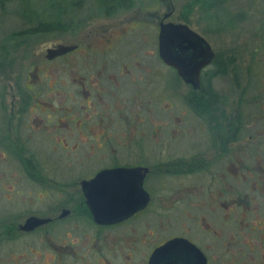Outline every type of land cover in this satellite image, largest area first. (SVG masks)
Returning <instances> with one entry per match:
<instances>
[{
	"label": "flooded vegetation",
	"instance_id": "obj_1",
	"mask_svg": "<svg viewBox=\"0 0 264 264\" xmlns=\"http://www.w3.org/2000/svg\"><path fill=\"white\" fill-rule=\"evenodd\" d=\"M167 7L168 11L161 15L155 14L156 18L154 16L151 19L156 26L153 40H147L152 21L134 17L136 26L144 27V42L155 44L151 51L141 49V52L140 48L144 44L141 38L135 45H128L134 47V52H140L135 53L138 55L136 57L134 52L127 54L122 49V45L135 33L120 24L119 20L108 25L101 22L95 28L93 34L96 35V42L86 44V54L77 53L80 51L77 41L67 43L60 40L45 44V53L39 63L30 58L34 42L26 43L25 38L21 37L24 28L8 30L0 36V51L9 57V60L0 61L2 155L6 156L8 150L19 160L16 150L23 151L32 141L64 144L82 140L92 142L93 139L97 144L95 149L103 146L111 158L117 159L113 140L121 138V147L129 157L125 164L114 162L97 169L93 175H83L78 187L72 190L68 187L73 184L69 183V179L74 177L73 173L57 172L65 180L61 185L59 181H54L55 190L51 193L58 199L41 209L33 208L34 212L30 213L42 217L38 224L31 228L22 227L26 216L20 221L9 219L0 222L6 224L0 229V240L7 242L0 264H115L120 251H125L128 258L119 264H131L144 245V240L139 236L140 228L144 226L142 219L144 217L145 222L150 221L149 225L146 224V232H152L151 221L157 212L162 217V222H159L161 217L155 219L158 230L170 233L159 239L148 234L149 251L145 256V264H149L154 250L171 239L178 242L173 243L152 264H194L197 250L205 257L203 264H264V14L260 12L255 32H249L255 34L257 39L241 48V54H247L249 60L243 72L244 79L242 72H239L238 78L239 74L234 71L230 76L232 84L229 88L216 86L213 81L222 72L220 68H224L221 67L219 52L210 45L213 56L199 70L196 92L187 93L182 98V95L169 92L170 80L171 84L175 81L171 73L174 71L177 74V71L166 64L158 53L161 24L174 21L169 20L174 11L171 0ZM142 11L150 14L147 8ZM242 18H245L244 14L240 20ZM226 21L231 24L228 18ZM212 25L211 22L210 27H215ZM81 28L82 25L76 28L69 26L64 36L73 37ZM119 29L121 31L118 32ZM59 44L72 48L66 53L47 57V47ZM154 49L157 59H154ZM226 50L227 56L232 53V57L238 59L233 45L229 44ZM57 58L63 62L68 59V70L45 71V61L53 62ZM153 60L158 62V67H155ZM223 61L226 64L224 58ZM64 72L71 75L78 89L65 94L66 97H72V103L53 105V102H42L38 96L47 94V91H42L44 83L48 85L47 89L52 87L50 83L55 84L57 81L62 87L65 85L64 79L58 76ZM63 76L67 78L65 74ZM177 76L182 83H186L179 74ZM162 81L166 85L165 94L159 96L153 83ZM243 82L245 85H242ZM79 94L82 97L76 99L75 96ZM180 104L189 107L185 110L187 119L180 114ZM36 110L46 114L45 118H31L30 112ZM58 112L61 115L56 117ZM39 120L41 122L37 124ZM31 123L37 124L36 131ZM71 126L75 133L74 140L70 135L72 130L69 131ZM27 127L31 131L26 136L21 135L26 133ZM246 130L249 134L245 137L243 132ZM254 136L257 142L251 141ZM176 144L182 148H176ZM148 145L156 153L150 155V152H145L144 147ZM132 148L136 150L135 155L130 153ZM210 150L213 154L207 157ZM234 150L237 153H233ZM168 151L170 153L167 155ZM26 153L33 160V154L28 150ZM132 157L133 160L137 159L132 161ZM13 160L16 159L13 157ZM114 168L129 171L117 175L115 184L131 185L133 179L138 180L148 199L146 205L138 210L100 221L97 217L106 219L116 215L93 214L91 201L83 187H87L85 181L92 180L98 172ZM44 174H38L39 179L43 177L38 181H49L50 184L51 179ZM48 184L43 196L51 194L47 193L50 192ZM246 184L250 186L243 189ZM158 194L161 200L156 202ZM73 195L78 198L68 200ZM251 204L255 206L250 207ZM151 205L161 206V209H151ZM181 206L182 212L181 209L178 211ZM148 210L150 214L144 216L143 213ZM209 218L213 223L204 220ZM177 227L180 228L178 231ZM192 231L202 238L205 232L212 234L213 243L218 245L215 258L212 259L206 252L205 245ZM126 237H130L131 241L124 242ZM184 238L195 244L196 248ZM91 240L95 241L94 245L88 244ZM16 245H20L19 251H14Z\"/></svg>",
	"mask_w": 264,
	"mask_h": 264
},
{
	"label": "rangeland",
	"instance_id": "obj_2",
	"mask_svg": "<svg viewBox=\"0 0 264 264\" xmlns=\"http://www.w3.org/2000/svg\"><path fill=\"white\" fill-rule=\"evenodd\" d=\"M50 0H0V36L2 33L8 30L12 29H22L26 26H32L36 24L39 20L43 19V15H46V4ZM170 0H139L136 5H134L133 8L128 9L127 11L119 12L118 16L114 17H105V15L98 13L97 7L95 3V0H82V4L78 9H75L74 11L70 12V18L76 19V21L82 23V28L78 31H76V34L73 35V37L64 36V33H56L54 35H57L56 37L54 35H44L40 36V38L36 39L34 41V44L32 48L34 49L33 52H31V59L36 60L37 63L42 59L44 53H45V44L46 43H54L55 41H63V42H70V43H76L78 42L80 46V51L77 52L79 55H84L88 52L87 50V43L96 42V35L93 33L96 31L95 28L100 25V23H104L105 25L112 24L115 20L118 21L120 24H124L127 29L130 28L132 33H135L134 36L130 38V40L127 41L126 44L122 45V49L127 53L130 54V52H134L132 50L134 47L128 46V45H135L139 42L140 38L141 41L144 43L143 46L140 48L147 51H151L152 48H155V44H151L149 42H144V27L143 25L136 26V18L142 20L144 17L145 19L149 18L150 21H152V26L150 32H148V41L155 39L156 36V26H154L153 20H151L155 14L161 15L167 10V6L169 4ZM187 0H171L174 11L172 15L170 16L169 20H174L176 22L183 23L186 22L193 30H197L208 42L210 43L213 50L219 52V58L221 62V67L224 69H221L222 72L215 78L213 83H216V86H220L221 88H229V85L232 84V80L230 79V76L236 71L238 73V78L240 76V73L242 72V77L244 79L245 75H243L244 69L246 66H248V57L247 54L244 56L241 54V48L244 46H248V44H252L254 42V39L256 38L255 34H250L249 32L254 33L256 30V25L258 23V18H260V12L264 14V0H227L223 4H214L211 9L202 10V8L198 7V5H194L192 8L193 11L186 17V19L181 18V7L182 4ZM147 8L150 10L149 13H144L142 9ZM244 12V13H243ZM46 13V14H45ZM244 14L245 18H242V20L239 19L241 15ZM233 18V22L230 24L232 25H226L225 23V17ZM38 17H41L39 19ZM136 17V18H134ZM156 18V16L154 17ZM69 18H66L68 20ZM65 20V18H64ZM212 22V26L215 25V27H210ZM156 24V23H155ZM131 26L133 28H131ZM121 31V29L118 30V32ZM54 36V37H52ZM98 36V35H97ZM250 39V40H249ZM134 43V44H132ZM256 43V42H255ZM231 44L234 46V49L237 50L238 59L236 60L235 57H232V53L230 56H227V46ZM135 50L137 49V45L135 46ZM144 47V48H143ZM92 51V50H91ZM138 50L134 52L140 53ZM40 53V54H37ZM77 53L76 54L77 56ZM154 59L156 58V51L154 49L153 52ZM221 53L224 54L223 58L226 61H223V58L221 57ZM126 54V55H127ZM148 54V53H147ZM140 55V54H139ZM240 55H243L239 58ZM138 56L137 54L134 55V57ZM227 57L228 60H227ZM15 59H18L17 56L14 57ZM68 59L63 62L59 58L56 59V61L53 62H47L45 61L44 69L47 72H56V71H67V61ZM158 61V60H157ZM254 61V60H253ZM154 64L157 66V63L155 60H153ZM228 63V65H227ZM220 67V64H219ZM28 68V67H27ZM61 68V69H60ZM240 72V73H239ZM223 73V76H221ZM65 74L67 78L63 76ZM63 74H60L58 77H61L64 79L65 85H63V89L61 87V83L58 81L55 82V84L50 83L52 85L51 88H48V85H46V82L44 83V88H42V91H47V94L45 96L39 95L38 98L44 102V103H51L53 102V105H57L59 103L68 104L72 103V97L68 96L66 97V93H74L76 92L77 86L73 83V79H71V75L67 72H64ZM172 79L174 83L170 80L168 88L169 92L173 91L174 93H177V95L185 96L187 93L195 91V89L188 83H182V81L178 78L177 74L173 71ZM221 76V77H220ZM165 78V77H164ZM166 80L168 78L166 77ZM71 81V82H70ZM245 81V80H244ZM51 82V80H50ZM155 90L158 92V95H164V90L166 88V85H164L163 81L161 83L157 82L156 84L153 83ZM152 85V86H153ZM242 85H245V82L242 83ZM64 88L66 90H64ZM193 89V90H192ZM83 90H80L82 92ZM168 91L166 93H169ZM164 93V94H163ZM82 97V94H79L75 96L76 99H79ZM160 104H162L160 102ZM181 105L180 114H183L182 117L187 119L188 116L185 113V110L189 107L186 105ZM31 118H45L46 114H43L39 111H32ZM55 114V113H54ZM48 115L52 116L51 113H48ZM58 115H61V112H58L55 114L56 117ZM54 119V118H53ZM23 120V119H21ZM41 120L37 122V124H40ZM22 124V122H19ZM33 124L32 127L35 128L37 124ZM68 130V129H67ZM70 135L72 136V140H74L73 135L75 133L73 132V127L71 126L69 128ZM249 130V129H248ZM248 130L243 132V136H247ZM31 131L29 127L26 128V133L21 134L26 136L27 132ZM36 131V128H35ZM34 131V133H35ZM66 131V130H64ZM58 133V131L56 132ZM98 133V132H97ZM249 134V133H248ZM20 135V134H18ZM76 138V137H75ZM92 137H90L91 139ZM69 139V138H68ZM257 142L256 137L251 140ZM114 142L115 146V152L117 156V159L111 158L110 154H107V151H105V147H101L99 149H95L94 147L97 145L96 142H92L89 140H82L81 142L78 141H70L66 142L64 144H45L46 142L39 141L38 142H30V145L25 146V149L23 151H20L17 149L16 151L19 152L18 159L11 154L10 151L7 150V155H2L0 151V222L1 221H9V219L13 220H21L23 217L30 215V213L34 212L33 208H42L45 207L46 204L53 203V201L57 200L58 198L55 197V195H52V191L54 192L55 187L53 186L54 181H59V184L61 185L63 178L59 177L60 174L57 172L64 173L65 171H70L68 174H72V179H69V183L72 184V186H69L68 188L72 190V188L78 187V181L79 179L85 175H93V172L96 171L99 168L107 167L114 162L116 163H123L125 164L126 161H129V157H127V151H125L124 148L121 147V138H116ZM43 142V143H42ZM99 143V141H97ZM253 143V142H252ZM148 144V142H147ZM243 144V143H242ZM185 145V144H184ZM176 148H182L180 144H176ZM94 148V149H92ZM92 149V151H90ZM142 149V148H141ZM27 150L32 153V159L30 158L29 154H27ZM145 152H150V155L152 153H156V151L151 150L149 145L144 147ZM174 151V150H170ZM168 151L167 155L170 153ZM132 155H135L136 150L132 148L131 152ZM233 153H237V150H234ZM6 154V153H5ZM210 154H213V151L210 150L206 156H210ZM92 155V156H91ZM17 160H13V157ZM239 156V155H238ZM134 157L131 158L132 161L137 159V157L133 160ZM38 161V163H37ZM263 163V161L261 162ZM34 164H37V168ZM56 172V173H55ZM79 172V173H78ZM81 172V173H80ZM39 173H45L44 176L49 178V181L47 183L45 182H39L38 180L43 179V177H40L39 179ZM57 175V176H56ZM62 175V174H61ZM259 174H256L258 176ZM48 184L47 188H49L50 192H47L49 195L43 196V191L46 190L45 186ZM250 186L248 184L244 185L242 187L243 189H247V187ZM21 196L23 198H21ZM73 198H68V200H73L75 198H78L76 196H71ZM158 198L155 200L156 202H159L160 195L158 194ZM56 203V202H55ZM153 203V201H152ZM151 203V204H152ZM255 204H251L250 207H254ZM155 207V206H154ZM151 205V209L154 208ZM157 210L159 211L161 209V206H156ZM181 212L183 210L182 206L178 208V211ZM173 211H176L174 209ZM197 212V211H195ZM160 213V212H159ZM194 213V212H193ZM262 212H259L261 214ZM144 216L149 215V210L145 213ZM156 214L153 215V221H151V228H156L154 230L152 228V232L150 233V237H154L155 239H159L161 236H164L166 234H169L170 231H163L158 230V225L156 224V218L161 217L160 215ZM143 216V215H142ZM199 217V216H197ZM264 218V216H263ZM210 219V218H209ZM204 219L208 223L213 220ZM236 219H238L236 217ZM146 219H142L143 226L140 228L139 236L142 240H144V245L141 247L139 253L137 256H135L134 261L130 262L137 263L141 261V264H145L146 261V254L149 251L147 250L148 247V234L146 232V224H150V221H146ZM159 222H162V217L160 218ZM6 224L0 223V229H3ZM149 227V226H148ZM262 227H264V222H262ZM91 229V227H90ZM175 228L172 229L174 231ZM180 228L177 227L176 231H178ZM194 235L197 236L198 240H201L202 244L205 245V250L208 254L212 256V259L215 258L216 253L218 251V248L216 243H213V236L212 234H206L204 233V237H200L198 233H194ZM202 235V234H201ZM1 236V235H0ZM130 240V237H126L124 239V242H128ZM15 243L17 242L16 239H14ZM131 241V240H130ZM7 242H1L0 240V258L3 257L6 250L5 247H7ZM36 243V242H35ZM38 245V243H36ZM88 244L94 245L95 241L91 240ZM20 245H16V249L14 251H19ZM136 255V254H135ZM118 261L115 262V264L121 263L123 260H126L128 256L125 255V251H120L118 255ZM227 257L224 256V260H226ZM21 260H19L20 262ZM18 262V261H17ZM12 264H14L12 262ZM16 264V263H15ZM214 264V263H212Z\"/></svg>",
	"mask_w": 264,
	"mask_h": 264
},
{
	"label": "water",
	"instance_id": "obj_3",
	"mask_svg": "<svg viewBox=\"0 0 264 264\" xmlns=\"http://www.w3.org/2000/svg\"><path fill=\"white\" fill-rule=\"evenodd\" d=\"M158 43V53H160L161 59L175 68L184 82L196 89L199 86V70L213 56L208 40L204 39L197 31L192 30L186 23L172 21L161 24ZM71 48L72 46L60 44L55 47H47V57L66 53ZM125 172L129 171L123 168L104 169L98 172L92 180L85 181L87 182L85 186L88 188H83H86L85 194L91 201L92 213L116 215L106 219L97 217L98 220L106 221L117 218V216L127 215L146 205L148 195L143 191L138 180L133 179L131 185L127 183L115 184V177L122 173L125 174ZM41 218L35 214H30L24 218L22 227L31 228V226L38 224ZM184 239L196 248L195 244L186 238ZM177 242L171 239L154 250L151 253L149 264L160 258L162 253L169 250L173 243ZM197 252L198 256L194 264H203L205 257L198 250Z\"/></svg>",
	"mask_w": 264,
	"mask_h": 264
},
{
	"label": "trees",
	"instance_id": "obj_4",
	"mask_svg": "<svg viewBox=\"0 0 264 264\" xmlns=\"http://www.w3.org/2000/svg\"><path fill=\"white\" fill-rule=\"evenodd\" d=\"M142 1V0H141ZM227 0H187L181 7V18L186 17L193 11L194 5L202 8V10L211 9L214 4H223ZM82 0H50L47 2L46 15H43V19L39 20L32 26H26L21 33V37L25 38L26 43H33L37 38L44 35H54L56 33H64L65 29L69 26L74 28L81 26L82 23L76 21V19L70 18V12L78 9L81 6ZM98 13L111 16L118 14L121 11H127L129 8L136 5L139 0H95ZM41 19V17H38ZM65 18V20H64ZM66 18H69L66 20ZM233 22V18L226 17ZM240 19V17H239ZM226 25L230 23L225 22ZM32 40V41H31ZM2 59L9 60V57L4 55V51H0V61ZM201 89V88H199ZM193 90V89H192ZM193 92H196V90Z\"/></svg>",
	"mask_w": 264,
	"mask_h": 264
}]
</instances>
